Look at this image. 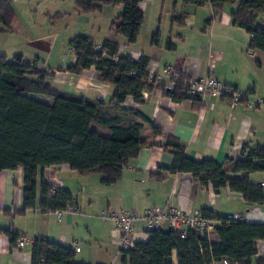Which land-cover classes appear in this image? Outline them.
Instances as JSON below:
<instances>
[{
	"label": "crops",
	"instance_id": "crops-1",
	"mask_svg": "<svg viewBox=\"0 0 264 264\" xmlns=\"http://www.w3.org/2000/svg\"><path fill=\"white\" fill-rule=\"evenodd\" d=\"M9 1L12 5L19 2ZM139 7L144 13V22L134 44L127 45L124 38L120 40L117 34L110 33L108 39L120 44L119 56L138 59L146 55L151 76L163 68L185 78L213 75L242 92L243 100L235 107L227 96L189 97L176 102L160 89L143 90L141 103H135L127 96L125 106L154 120L163 133L155 135L149 124L143 122L140 139L145 144L138 156L129 160L121 178L111 186L103 185L97 173L79 174L67 165L38 171L36 205L25 210L23 215L13 213L23 207V168L0 172V228L12 225L14 231L30 240L23 247L17 243L10 247L8 238L0 233V264H32V242L38 236L72 249L79 247L75 255L80 263H117L121 258L120 232L113 222L101 218L108 210L134 212L141 216L153 206L172 204L187 213L209 209L222 217L239 216L241 219L237 221L264 223V206H249L241 194L228 187L217 191L210 185L201 184L189 173L168 172L173 155L164 149L166 137L172 135L185 146L186 154L193 160L208 159L226 165L227 159H244L242 148L245 144L250 147L264 145V109L247 105L259 97L264 98V52H248L251 36L234 24L231 17L236 4H226L215 15L208 2L197 6L183 4L182 0H143ZM175 13L186 14L184 25L173 21ZM257 21L264 26V13L258 14ZM0 30L6 28L0 24ZM157 30L159 42L153 45L151 35ZM168 41L174 45L172 49L167 48ZM17 53L23 55L25 63L37 59L40 68L53 73L50 81L67 87L66 92L105 101L112 95L114 87L100 81L94 67L80 74L67 71V67L75 63L74 54L69 59L63 58L58 66L46 69L37 56L24 54L13 47L0 51L9 60ZM47 98L50 104L52 100ZM91 127L101 134H108L96 124ZM249 179L260 184L264 182V173H252ZM43 181L69 190L78 213H62L57 218L55 212L42 211L38 203ZM6 209L11 213H5ZM134 226V243L146 241L149 235L144 221L140 219ZM163 226V230L168 229L167 223ZM217 240L214 233L210 241ZM256 246L257 256L252 259V264L258 256L264 255V241H257ZM173 259L175 261V255Z\"/></svg>",
	"mask_w": 264,
	"mask_h": 264
},
{
	"label": "trees",
	"instance_id": "trees-1",
	"mask_svg": "<svg viewBox=\"0 0 264 264\" xmlns=\"http://www.w3.org/2000/svg\"><path fill=\"white\" fill-rule=\"evenodd\" d=\"M143 0H75L81 12L100 10L103 5H122L123 11L112 21L111 31L134 44L141 32L144 13L139 4ZM208 2L214 15L226 4H236L231 12L234 24L244 28L251 38L250 50L264 52V26L257 21L264 13V0H182L183 4L202 6ZM213 15V16H214ZM13 5L0 0V24L11 29L14 20ZM186 14L173 16V21L184 25ZM210 21V20H209ZM160 33L151 35V44L157 45ZM75 63L67 67L72 74H80L94 67L96 77L114 87L108 101L88 99L76 93L58 90L50 79L52 72L42 69L37 59L23 62L21 53L9 60L0 54V172L22 167L24 171L23 207L13 213L23 215L36 205L38 171L50 166L67 165L79 174L97 173L101 183L111 186L122 176L129 160L138 156L144 146L140 139L143 122L155 135L163 133L161 127L137 109L125 106L130 96L135 103L142 102V91L160 89L178 102L189 98L183 86L184 75H179L171 89L156 83L148 71V57L138 59L119 56L120 44L105 39L99 46L87 35H76L69 40ZM174 45L168 41L167 48ZM44 95L50 104L37 102L31 96ZM195 98V97H194ZM105 129L104 135L91 126ZM164 149L173 155L170 173H189L203 185L215 190L228 187L241 194L245 203L264 206V188L249 179L252 173H264V145L242 148L244 159H227L226 165L214 160L195 161L185 151V146L172 135L166 137ZM75 203L71 192L42 182L38 206L42 211L64 210ZM10 214V210L4 211ZM206 218L221 221L214 233L218 240L210 239L199 231L190 229L185 237L172 229L148 232V239L135 242L132 248L120 251L121 264H212L227 259L230 264H252L257 256V241H264V223H248L230 217L214 215L202 209ZM10 247L22 236L12 225L0 228ZM76 251L43 236L33 239L32 264H85L76 259ZM175 255V261L173 259ZM255 264H264V255Z\"/></svg>",
	"mask_w": 264,
	"mask_h": 264
},
{
	"label": "rangeland",
	"instance_id": "rangeland-1",
	"mask_svg": "<svg viewBox=\"0 0 264 264\" xmlns=\"http://www.w3.org/2000/svg\"><path fill=\"white\" fill-rule=\"evenodd\" d=\"M13 9L15 16L11 29L0 30V51L16 48L24 54L37 56L44 68L49 69L73 55L68 43L74 36H90L96 45L108 39L112 21L123 11V6L103 5L100 10L81 12L76 8L75 0H19ZM117 38L123 39L119 35ZM52 84L58 90H67L63 85ZM25 95L43 104L50 101L44 96Z\"/></svg>",
	"mask_w": 264,
	"mask_h": 264
},
{
	"label": "built area",
	"instance_id": "built-area-1",
	"mask_svg": "<svg viewBox=\"0 0 264 264\" xmlns=\"http://www.w3.org/2000/svg\"><path fill=\"white\" fill-rule=\"evenodd\" d=\"M72 52V51H71ZM251 53V50L248 51ZM39 66V65H38ZM156 83L164 85L166 89H171L175 82L179 80V75L171 73L169 68H163L160 72L152 74ZM183 86L187 89L190 97L203 98L207 96L230 97L231 105L235 107L239 104L244 94L237 89L228 86L221 82L217 77L211 75L207 77H188L183 79ZM251 108L264 109V98L259 97L255 102H247ZM264 188V182L260 183ZM62 213H78V207L74 203H70L64 210L55 211L57 218H60ZM105 221L113 222L120 232L119 236V251H125L134 246L133 234L135 232L134 223L138 220H143L145 223L146 231L160 229L163 223H167L168 229H172L185 237L188 230L193 229L199 231L201 234L209 236L215 231L216 227L221 225V221L215 218L203 217L200 211H193L191 213L184 212L172 204L164 206H153L147 209L141 216L138 214L115 212L108 210L101 217ZM235 220L241 219L239 216L234 215ZM30 240L25 236H20L17 245L23 247ZM74 250L78 252L79 247ZM212 264H230L227 259L213 261Z\"/></svg>",
	"mask_w": 264,
	"mask_h": 264
}]
</instances>
